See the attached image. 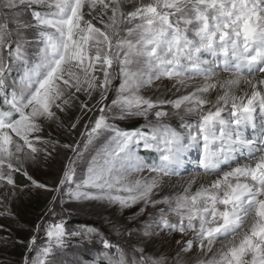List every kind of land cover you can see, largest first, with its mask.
I'll use <instances>...</instances> for the list:
<instances>
[{
	"label": "snow or ice",
	"instance_id": "1",
	"mask_svg": "<svg viewBox=\"0 0 264 264\" xmlns=\"http://www.w3.org/2000/svg\"><path fill=\"white\" fill-rule=\"evenodd\" d=\"M61 153L54 182L32 174ZM193 153L206 182L185 180ZM41 191L56 219L22 264H64L73 242L102 246L94 264H264V0H0V217ZM85 202L136 211L113 242L67 227ZM169 240L175 257L148 254Z\"/></svg>",
	"mask_w": 264,
	"mask_h": 264
},
{
	"label": "rangeland",
	"instance_id": "2",
	"mask_svg": "<svg viewBox=\"0 0 264 264\" xmlns=\"http://www.w3.org/2000/svg\"><path fill=\"white\" fill-rule=\"evenodd\" d=\"M130 10V9H128ZM24 19H30V17L25 13ZM14 28V24L12 25ZM27 39L31 40L32 37L29 36L27 33H24ZM14 38V37H13ZM30 50L35 48V44H28L26 45ZM15 76V73H13ZM200 79H196L193 81V83H200ZM168 83L167 81L165 82ZM120 86V78L117 76L113 80V90L108 93V103H111V100L116 97V91L115 89H118ZM170 86V85H169ZM142 94L144 95H159L160 93L155 92L154 89H145L142 91ZM195 117H188V120L192 121ZM118 127L124 130H134L136 128H139L141 125L144 124L143 118H137L133 117L131 119H124V120H117L115 121ZM168 123L171 124L172 127L176 128L178 131L180 130L178 127V120L177 118H172L168 121ZM140 124L139 126H137ZM137 126V127H135ZM135 127V128H133ZM52 132L54 138H60L61 136L63 139H61V143L71 141L74 139V137L68 136L66 133H59L57 134V131L55 130L54 126L52 129L45 128L44 129V135L47 136L49 132ZM79 137V133H76L75 138ZM102 146L101 144H97L96 148ZM96 154L95 150L90 151V153L86 154L87 159L91 160L92 156ZM141 155H144L143 152H141ZM63 157L64 153H61L59 156H57L54 160L50 161L47 165L34 169L32 174L41 181H47L49 183H52L56 180L57 176L60 174V170L63 166ZM195 160H196V154L193 153L192 155V164L188 166V171L184 174L185 180L191 179L194 176L200 177V182H206L208 179H211V177H205L203 172L195 167ZM243 162V161H242ZM86 168V166H85ZM147 174V173H145ZM16 182L17 184L23 188L27 183V179L17 174L16 176ZM20 180V181H19ZM26 180V182H24ZM169 194V193H165ZM44 198L51 199V195L49 193H45L43 191L41 192H33L30 196L24 195L23 197L17 199L13 203V211L15 213V218L10 217H0V224L5 225L6 228L10 229L9 232H0V259H6V252L8 250L12 249V246L14 243H21L18 238L17 234L15 233V229L21 230L24 233H26L28 237V241L31 239L33 235L37 236V244H40L45 239L43 230L36 232V225L39 223H51L56 218H45L44 212L45 207L47 203L41 208L40 211H37L33 214L32 222L31 224L27 225L26 222H23L24 215L22 213L23 210H26L29 206L30 202H37L41 201ZM65 207H69V210L71 211L70 216H65V220L67 221V227L69 228H75L81 225L91 226L97 228L103 235L106 237H109L113 242H116L119 237L116 235L115 231L113 230L111 224L112 223L123 225L127 221V217L132 215L134 211H136V208L132 209H125L121 211L118 206L115 205H107L102 204L100 202H85L83 204H72V205H65ZM57 211H60V209H57ZM22 219V220H21ZM10 238L6 241L2 239L5 236H9ZM176 239H180L179 235L175 237ZM28 241L24 245V257L25 254L28 253V248L26 247ZM75 242H73V245L69 246V249L66 251V253L63 255L64 264H74L76 261L82 262V264H94V261L96 260L97 256L99 255V252L101 251L102 246L99 243H95L93 245H85L81 247H75ZM127 251V250H126ZM178 249L176 248V245L169 240L167 243L157 242L154 245H151L147 252L150 255H166L169 257V259H172L176 256V252ZM30 255H35V253H31ZM195 252L191 254V256H194ZM23 257V259H24ZM185 259H190V257H185ZM1 261V260H0ZM23 262V260H22ZM22 264V263H21Z\"/></svg>",
	"mask_w": 264,
	"mask_h": 264
},
{
	"label": "trees",
	"instance_id": "3",
	"mask_svg": "<svg viewBox=\"0 0 264 264\" xmlns=\"http://www.w3.org/2000/svg\"><path fill=\"white\" fill-rule=\"evenodd\" d=\"M138 124L137 126H139ZM135 126V127H137ZM133 127V128H135ZM17 176V175H16ZM16 179V177H15ZM17 181V180H16ZM20 181V180H19ZM26 182V180H24ZM48 199L44 198L40 202H30L29 206L26 210H23L22 213L24 215L23 222H26L27 225L31 224L33 214L37 211H40L41 208L47 203ZM15 233L17 234V238L21 243H14L11 250L6 252V259H0V264H21L24 257V245L28 241V237L26 233L21 230L15 229Z\"/></svg>",
	"mask_w": 264,
	"mask_h": 264
}]
</instances>
